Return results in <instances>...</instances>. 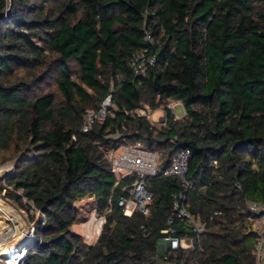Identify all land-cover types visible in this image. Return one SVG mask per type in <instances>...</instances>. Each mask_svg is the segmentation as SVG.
I'll use <instances>...</instances> for the list:
<instances>
[{"label":"trees","instance_id":"1","mask_svg":"<svg viewBox=\"0 0 264 264\" xmlns=\"http://www.w3.org/2000/svg\"><path fill=\"white\" fill-rule=\"evenodd\" d=\"M141 54L155 62L136 74L131 59ZM110 94L106 118L84 131L86 111ZM173 101L184 105L181 119ZM145 105L163 107L167 123L139 115ZM125 143L160 154L147 215L126 216L118 205L136 174L119 180L106 154ZM183 149L189 187L163 173ZM7 162L8 184L22 191L8 196L46 214L25 264H255L264 0H0V165ZM179 192L205 230L194 234L176 219L177 234L195 246L162 256L158 240ZM86 198L105 218L95 243L72 230Z\"/></svg>","mask_w":264,"mask_h":264},{"label":"built area","instance_id":"2","mask_svg":"<svg viewBox=\"0 0 264 264\" xmlns=\"http://www.w3.org/2000/svg\"><path fill=\"white\" fill-rule=\"evenodd\" d=\"M154 62L155 57L147 59L144 54L134 55L131 59V66L134 68L136 74H140L145 71L148 64L153 65ZM111 105L112 95L110 94L101 102L98 109H88L84 115L83 130L88 131L95 121L106 118ZM168 107L175 114L172 103ZM136 112L141 116H146L152 124L157 125L155 120H153L154 112L151 111L149 106L145 105ZM158 122L161 125L167 123V113L164 108ZM106 157L111 163V171L119 177V180L133 173L136 174L134 181L124 187L125 194L118 201V205L122 207L124 215L131 216L135 211L147 215L153 198V192L147 186V179L148 177L155 176L160 171V154L146 148L142 143H125L117 149L108 152ZM189 158L190 151L188 149H183L176 153L169 166L164 169V175L177 176L186 186H191L185 178L189 168ZM4 167H7V169L2 173L1 171ZM13 174V163L7 162L0 165V180H3L0 192L6 196H8V193H22L21 190H17L8 184V178ZM185 200L184 193L173 194V215L166 219V226L161 230L162 236L158 240L159 254L162 256H166L170 251L179 249L188 250L195 246L193 236L177 234L178 232L174 226L176 219L185 222L194 234L201 235L205 230L204 224L199 217L189 210ZM24 201H27L25 197ZM28 203L31 205L29 212L35 214L38 219L36 231L14 251L0 256V264H25L29 250L38 246L42 241L41 237H37V231L42 229L46 221V214L40 210H35L32 201H28ZM250 206L253 211L258 213V216L250 222L251 229L257 238L254 249L255 264H264V202L250 203ZM1 213L3 216L0 218V244L15 234L14 224L8 220L9 218L4 212L1 211ZM104 222L105 218L103 217L102 224ZM198 250L203 253L205 252L202 246H199Z\"/></svg>","mask_w":264,"mask_h":264},{"label":"rangeland","instance_id":"3","mask_svg":"<svg viewBox=\"0 0 264 264\" xmlns=\"http://www.w3.org/2000/svg\"><path fill=\"white\" fill-rule=\"evenodd\" d=\"M172 106L174 108V112H175L177 118H182L185 115V108H184V105L181 101H173ZM161 109L158 108L156 110H153L151 108V111L154 112L153 120H155V123L157 125L159 124L158 121L160 119L161 112L163 111V107ZM159 125H161V124H159ZM6 169H7V167H4L1 172L3 173V171H5ZM0 185H3V180H0ZM77 206L79 208V219L72 226V230L74 232L80 233L82 235L84 234L83 236L85 237V239L89 243H93L94 240L98 237L97 234H99V232L96 233L98 223L101 219H103L104 216L100 215L97 212L96 203L91 198H86V199L81 200L80 202L77 203ZM22 209H23L24 213L26 214V216L29 218L30 223L33 224L35 221V218H36L35 214H34V218H32V216L30 215V212H28L24 208H22ZM2 216H3V214L0 211V218H2ZM103 224H102V226H103ZM101 227H100V230H101Z\"/></svg>","mask_w":264,"mask_h":264},{"label":"water","instance_id":"4","mask_svg":"<svg viewBox=\"0 0 264 264\" xmlns=\"http://www.w3.org/2000/svg\"><path fill=\"white\" fill-rule=\"evenodd\" d=\"M0 211L4 212L15 226V234L10 239L0 244V256H2L14 251L29 236L34 234L38 219L36 217L34 223H30L29 218L24 213L20 204L15 199H11L2 192H0ZM157 251L159 253L158 245ZM175 264L181 263L177 261Z\"/></svg>","mask_w":264,"mask_h":264},{"label":"bare ground","instance_id":"5","mask_svg":"<svg viewBox=\"0 0 264 264\" xmlns=\"http://www.w3.org/2000/svg\"><path fill=\"white\" fill-rule=\"evenodd\" d=\"M101 224H102V219L99 221V223H98V226H97V232L96 233H98L99 232V230H100V227H101Z\"/></svg>","mask_w":264,"mask_h":264},{"label":"crops","instance_id":"6","mask_svg":"<svg viewBox=\"0 0 264 264\" xmlns=\"http://www.w3.org/2000/svg\"><path fill=\"white\" fill-rule=\"evenodd\" d=\"M161 109V108H160ZM162 110V109H161ZM179 119H181V118H179ZM84 235V234H83ZM98 238V237H97ZM97 238L94 240V242L93 243H95L96 241H97Z\"/></svg>","mask_w":264,"mask_h":264}]
</instances>
